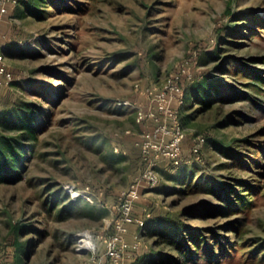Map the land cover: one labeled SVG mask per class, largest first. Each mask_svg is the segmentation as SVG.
<instances>
[{
  "label": "rangeland",
  "instance_id": "374dc122",
  "mask_svg": "<svg viewBox=\"0 0 264 264\" xmlns=\"http://www.w3.org/2000/svg\"><path fill=\"white\" fill-rule=\"evenodd\" d=\"M0 52V264L110 263L145 91L178 74L182 162L142 188L123 264H264V0H22Z\"/></svg>",
  "mask_w": 264,
  "mask_h": 264
},
{
  "label": "built area",
  "instance_id": "2783aa9c",
  "mask_svg": "<svg viewBox=\"0 0 264 264\" xmlns=\"http://www.w3.org/2000/svg\"><path fill=\"white\" fill-rule=\"evenodd\" d=\"M21 0H0V23L10 15ZM6 57L0 52V87H6L13 83L14 73L6 64ZM152 102L150 109L140 111L137 121H152L150 129L143 130L139 137V146L144 158L145 167L136 182L123 191L119 199L118 216L113 223L114 232L106 238V255L109 264H123L124 238L129 232L130 225H137L143 229L146 218L134 215L136 203L141 199L142 188L153 189L161 182L158 164L161 161L169 162L173 167H178L183 158L184 144L187 132L177 109L170 106L172 100L184 103L185 94L181 83V76L175 75L164 86L159 88L150 86L145 91ZM206 143L203 135H198L191 148L193 156L199 158L202 148ZM149 216V215H148ZM141 242L135 240L132 245L138 250Z\"/></svg>",
  "mask_w": 264,
  "mask_h": 264
},
{
  "label": "trees",
  "instance_id": "16d2710c",
  "mask_svg": "<svg viewBox=\"0 0 264 264\" xmlns=\"http://www.w3.org/2000/svg\"><path fill=\"white\" fill-rule=\"evenodd\" d=\"M21 1H20V3H21ZM25 106H26L25 110L23 112H21L20 115L22 116V123H23V125H26L27 127H29L33 123V121H34V117H35L34 116V109L32 108V105L31 104H25ZM147 221L148 220L146 219L145 227L147 225ZM19 230H20V227H17L16 226L15 227V232L17 234L19 233ZM15 243H17L18 248H20L19 251H21L22 250L21 249V244H19V242H15Z\"/></svg>",
  "mask_w": 264,
  "mask_h": 264
},
{
  "label": "crops",
  "instance_id": "0c3cea01",
  "mask_svg": "<svg viewBox=\"0 0 264 264\" xmlns=\"http://www.w3.org/2000/svg\"><path fill=\"white\" fill-rule=\"evenodd\" d=\"M2 48H4V47L2 46Z\"/></svg>",
  "mask_w": 264,
  "mask_h": 264
}]
</instances>
